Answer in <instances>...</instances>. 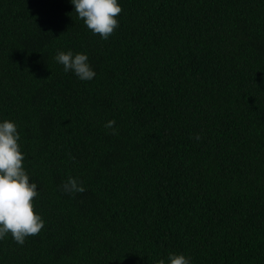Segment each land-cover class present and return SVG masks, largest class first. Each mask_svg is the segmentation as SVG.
<instances>
[{"label":"trees","instance_id":"16d2710c","mask_svg":"<svg viewBox=\"0 0 264 264\" xmlns=\"http://www.w3.org/2000/svg\"><path fill=\"white\" fill-rule=\"evenodd\" d=\"M118 4L105 40L71 0H0V123L44 221L0 264H264V0Z\"/></svg>","mask_w":264,"mask_h":264},{"label":"clouds","instance_id":"9594fccd","mask_svg":"<svg viewBox=\"0 0 264 264\" xmlns=\"http://www.w3.org/2000/svg\"><path fill=\"white\" fill-rule=\"evenodd\" d=\"M75 13L82 19L93 34L107 40L119 27L117 17L122 12L118 0H71ZM56 61L63 65L64 71L74 72L82 81H91L96 73L91 68L88 56L73 54L72 51L58 52ZM114 120L105 124L113 129ZM199 139V136L195 137ZM20 137L14 122L5 120L0 123V240L11 234L15 242L23 245L28 237L36 236L44 228V221L34 211L33 200L38 197L37 184L30 182L23 161L24 154L18 144ZM66 193H83L85 188L76 179L69 177L63 183ZM169 264H190L184 255L170 254ZM158 264H165L161 259Z\"/></svg>","mask_w":264,"mask_h":264}]
</instances>
